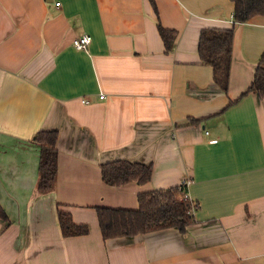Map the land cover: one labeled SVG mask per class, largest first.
<instances>
[{
    "label": "crops",
    "instance_id": "obj_1",
    "mask_svg": "<svg viewBox=\"0 0 264 264\" xmlns=\"http://www.w3.org/2000/svg\"><path fill=\"white\" fill-rule=\"evenodd\" d=\"M234 9L0 0V264H264V98L245 93L264 54V14L236 25L228 91L199 54L201 30L231 27ZM158 21L178 32L172 52ZM84 33L92 42L78 49ZM51 129L58 175L41 193L33 137ZM122 158L152 163V179L107 184L101 164ZM186 178L196 221L185 232L103 237L96 207L136 209L140 192ZM58 206L90 232L64 236Z\"/></svg>",
    "mask_w": 264,
    "mask_h": 264
},
{
    "label": "trees",
    "instance_id": "obj_2",
    "mask_svg": "<svg viewBox=\"0 0 264 264\" xmlns=\"http://www.w3.org/2000/svg\"><path fill=\"white\" fill-rule=\"evenodd\" d=\"M234 24L229 28L205 27L199 39V54L205 64L214 69V80L228 91L233 59L234 35L236 25L249 21L256 15L264 14V0H233ZM158 29L167 52L174 50L178 32L164 27L158 21ZM255 92L264 98V54L256 68L254 79L245 92ZM244 93V94H245ZM59 131L40 130L33 142L40 148L39 178L37 189L41 193L55 188L58 175ZM103 180L112 186H120L132 181L145 184L152 179L153 164L131 161L126 158L111 160L101 164ZM187 187L179 185L140 192L139 206L136 209L108 206L96 207L98 221L105 239L122 236H135L168 227H177L185 232L196 221V206L189 198ZM0 217L7 219L0 207ZM58 217L64 236H81L90 232L86 223H77L72 214L58 206Z\"/></svg>",
    "mask_w": 264,
    "mask_h": 264
},
{
    "label": "built area",
    "instance_id": "obj_3",
    "mask_svg": "<svg viewBox=\"0 0 264 264\" xmlns=\"http://www.w3.org/2000/svg\"><path fill=\"white\" fill-rule=\"evenodd\" d=\"M91 42H92V36L90 34H88V33H84L81 36L75 38L74 41H73V44L78 49H87L88 46L91 44ZM101 97L103 98L104 94H102ZM83 102L84 103H89L90 101L87 100V99H83ZM191 182H192L191 179L186 178V179L182 180V182L179 184V186H180V188L181 187H187L188 188V185ZM185 198H189V200H191V198L189 197L188 194L185 196ZM192 202H193V205L196 206L195 202L194 201H192ZM193 210H195V209H193Z\"/></svg>",
    "mask_w": 264,
    "mask_h": 264
}]
</instances>
